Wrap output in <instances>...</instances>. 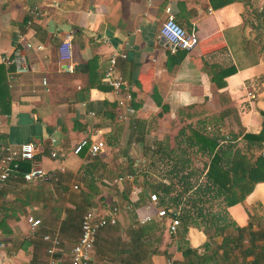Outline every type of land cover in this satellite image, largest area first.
<instances>
[{
  "label": "crops",
  "instance_id": "1",
  "mask_svg": "<svg viewBox=\"0 0 264 264\" xmlns=\"http://www.w3.org/2000/svg\"><path fill=\"white\" fill-rule=\"evenodd\" d=\"M167 8L199 38L170 69L168 56L176 48L159 34ZM66 39L72 45L68 62L58 52ZM27 42L34 46L27 47ZM37 44L40 50L34 48ZM16 47L28 72L15 73L3 61ZM116 53L125 54L117 58L116 71L131 96L126 103L134 109L125 119L119 104L124 95L103 80ZM224 70L229 72L221 77L218 73ZM263 121L264 0H0V171L4 148L32 142L34 159L19 161L18 169L24 164L27 172L36 165L48 173L46 179L33 181L15 174L1 190L0 264H47V234L60 235L62 245L54 257L68 261L80 226L76 223L73 230L62 225L67 213L56 207L48 180L55 173L84 171V164L94 162L87 147L73 152L79 142L100 138L110 152L122 150L121 159L138 164L145 160L125 153L131 144L146 141L153 148L150 157L162 163V181L167 183L196 171L192 161L197 156L208 162L209 157L189 149L192 129L227 131L226 137L237 133L242 150V136L258 133ZM160 148L163 152L157 153ZM54 151L57 157L51 155ZM98 166L105 168L103 163ZM253 167L258 180L252 191L225 212L247 234L248 227L258 231L255 252L258 264H264L259 251L264 246V162ZM200 177L198 182H203L204 172ZM134 187L140 190L137 195L131 194ZM144 190L132 184L130 196L123 193L124 204L131 202L135 212H146L149 197L144 199ZM29 216L41 220L35 231ZM184 239L166 246L167 253L152 255L149 264H163L167 258L190 264L183 250L200 249L206 234L191 226Z\"/></svg>",
  "mask_w": 264,
  "mask_h": 264
},
{
  "label": "trees",
  "instance_id": "2",
  "mask_svg": "<svg viewBox=\"0 0 264 264\" xmlns=\"http://www.w3.org/2000/svg\"><path fill=\"white\" fill-rule=\"evenodd\" d=\"M219 4L222 5L223 3ZM186 54L187 50L180 48H176L174 53H169L168 69L180 63ZM10 68L13 69V66H10ZM228 72L224 70L218 74L222 77ZM237 137V133H232V136L226 137L221 131L217 130L210 132L205 128L192 129L187 137L189 149L201 152L203 156L209 157L208 162H203L201 170V172H204L205 180L195 185L192 178L195 176L196 171L188 172L183 175L181 181L178 180V182H181L182 188L175 193H173L175 189L173 187L174 183L171 181L167 183L159 181L155 184H148L150 191L158 195L157 205L166 207L168 210L173 209L169 212L170 216H172L176 208H180L182 241L185 240L184 235L191 226L202 228L207 234V239L200 249L186 247L183 250V255L189 259L190 264H210L209 261L214 260L213 255L215 254V250L211 246V238L224 234L229 227L239 231L238 235L224 236L221 242L216 245V249H222V255L225 256L223 258L229 260V251L239 248L241 245L243 231H246V228L238 227L234 221L229 220L225 208L241 202L252 191L254 184L258 180V175L253 173L255 170L253 166L260 161L264 162V158L258 155V151L264 146V121L258 133H245L242 136L244 141L242 150L237 147ZM156 152L162 153L163 150L160 148ZM23 165L19 169L12 171L9 178L15 174H20V177L22 176L23 178V174L26 171V167ZM90 166L94 165L90 163ZM175 167L176 165L174 164L172 169ZM236 167L243 170L239 172ZM130 170L131 174L135 175H139L142 172L133 164H131ZM144 175L146 176L147 174ZM211 199L218 200L219 210L211 211L208 209L209 207H205V204L210 202ZM135 205L139 204L135 203ZM154 213L153 209L152 214ZM75 216L69 210L66 218L62 220V225L73 227L72 229L75 230L76 223H79V218ZM156 219L153 217L152 220L143 224L136 220L129 231L130 239L128 243L124 247H122L123 244H120V249H114V252L104 249V254L106 256L112 255L111 253L116 254L122 264H144L145 261H149L151 255L159 253L158 244L154 247H152V244L162 240V237H159L160 233L154 239H151L150 235L157 232L156 230L161 232L164 226L160 222L165 223L166 220V218L159 217ZM248 229L250 244L242 250L243 257L241 256L242 259H240L239 264H258V254L255 252L258 246L255 241L258 240L259 234H257L258 231H251L250 227ZM210 230H213V233ZM210 251L212 253H209ZM259 251L264 256V246H261ZM163 253H167L166 250ZM122 254H125V257L121 258ZM251 254L254 258L247 261L245 257ZM234 261L232 260V262ZM222 263L219 261V263L215 262L214 264Z\"/></svg>",
  "mask_w": 264,
  "mask_h": 264
},
{
  "label": "rangeland",
  "instance_id": "3",
  "mask_svg": "<svg viewBox=\"0 0 264 264\" xmlns=\"http://www.w3.org/2000/svg\"><path fill=\"white\" fill-rule=\"evenodd\" d=\"M221 132L222 134H228L227 131ZM123 144L125 145V140H123ZM131 147L132 148L130 150L127 149L125 155H129L130 153H128V151H130L134 157H140L142 160H145V162L141 161L138 164H133L138 167L140 171H142L139 175H132L130 170L131 163L127 162L126 159L120 158L124 155V153L122 154V150H118L120 152H110L108 148L103 147L97 156L90 157V161L94 162H87L83 165L85 168L84 171H80L76 174H71L67 171L55 173L54 179L48 180L51 190L55 193V196L53 195L52 197L55 205H57L56 207H58V209L62 212L63 209H65L66 213L70 210L74 216L76 215L75 217H79V226L81 217L88 208H106L111 206L120 207L121 214L117 224L105 227L97 236L96 254L98 264H122L119 261V256L114 253H111L112 255L110 256H106L104 254V249L109 251L120 249V244H123L122 247H124L130 239L129 231L137 220L135 208L131 205V202L127 205L124 204L126 201L123 196L124 191L127 192L129 197L132 184L139 187H145L143 196L144 199H146L149 194L152 193L148 184H155L162 181L163 165L159 162V158H157V156H155V159L150 157V153L153 150V148L150 147V143L148 145L146 141H142V143L139 144H131ZM197 158L198 160L196 162L194 160L192 161V165L196 168V174L193 177L195 185L199 183L198 179H202L200 176H202L201 170L204 162V159H200L198 156ZM131 159L134 160L133 158ZM120 160L122 162H120ZM90 163L94 166H90ZM101 163L105 164V168H103V166L96 167ZM92 167L96 168L92 169ZM101 168H103V170ZM144 174L147 175L145 176ZM120 176L123 177L122 180H118ZM171 182L174 183L173 187L175 188L173 193L181 190L182 185L181 182H178V178L172 180ZM159 207L160 206L157 205L156 208ZM205 207H209L208 209L211 211L220 209L218 200L214 199H211L210 202L206 203ZM153 215L154 219H156V215ZM156 220L160 221L158 219ZM160 224L164 226L161 232L160 230H156L157 232L151 234L150 237L151 239H154L157 237L158 233H160L159 237L161 236L162 240L158 243L152 244V247L158 244L159 253L163 254L164 250L168 251V249H165L166 246L179 243L182 236V230L180 227L179 231L172 235L167 232L166 222L163 223L161 221ZM198 229L201 230L202 228ZM210 232L213 233V230H210ZM238 233L239 231L233 227H229L226 229L224 234L211 238L210 242L213 250H215V254L213 255L214 260L209 261L210 264H214L215 262L219 263V261H221V263L225 262L222 264L240 263L239 261L242 256V250L250 244L247 231H243V238L239 248H234L229 251V260L223 258L225 256L222 255V249H216V245L221 242L224 236H237ZM174 250L175 248L172 249V251ZM209 253H212V251ZM123 257H125V254H122L121 258ZM232 260L235 261L232 262ZM144 264H149V261H145Z\"/></svg>",
  "mask_w": 264,
  "mask_h": 264
},
{
  "label": "built area",
  "instance_id": "4",
  "mask_svg": "<svg viewBox=\"0 0 264 264\" xmlns=\"http://www.w3.org/2000/svg\"><path fill=\"white\" fill-rule=\"evenodd\" d=\"M168 17L161 24L159 34L161 38L170 43L173 48L185 49L187 51L195 48L199 43V38L197 34L193 31H187L171 13V10L167 8ZM38 13L37 8H34V14ZM34 15V16H35ZM37 16V15H36ZM30 22V21H29ZM19 35L18 38H21ZM27 47H33L34 45L30 42L26 43ZM38 50L42 48L41 44H37L34 47ZM59 58L62 61L68 62L72 59V45L70 39L64 40L58 47ZM118 57H125L124 53H116L110 57L109 64L104 72L103 80L108 83L116 93H122L124 99H120L119 104L124 107L125 114L121 116L125 119L127 115L134 112L133 107H131L126 102L131 99L130 93L127 92V87L122 76L116 71V62ZM3 61L8 65H13L15 73H25L29 71L26 65L24 56L20 53L18 47L14 51L4 57ZM70 69V66L65 68ZM44 83H46L44 79ZM247 96L251 99L254 98L252 92H247ZM91 141L83 140L79 142L73 149L75 154H78L84 147H87L91 156H97L103 149L105 143L100 138H91ZM36 152V147L34 143L28 142L20 144L16 147L7 146L4 148V153L2 154L1 171H0V192L5 186L8 178L10 177L12 171L18 169V163L21 160H33ZM261 156L264 158V146L262 147ZM53 157H57V152H52ZM48 173L40 166L34 165L29 171L23 174V179L26 181H33L35 179H46ZM119 177L118 180H122ZM140 190L137 187L133 188L132 194L137 195ZM157 193H150L149 195V205L147 206V211H136L137 220L140 224L146 223L153 219L154 215L152 210L154 209L155 215L159 218H166V229L169 234H176L181 227L180 208H176L173 211L172 216L169 212L173 209H166V207H157L158 204ZM146 208V207H145ZM121 210L118 206H111L106 208H88L81 217L80 222V234L75 240V242L69 248L68 261L63 259H57L54 257L55 253L60 249L62 245V238L57 234H47L43 236L49 245L46 247V252L50 255V259L47 264H98L96 257L95 247L97 236L99 232L107 227L116 225L120 217ZM27 221L30 225L31 231H35L41 224L39 218H34L29 216ZM163 264H175L172 258H167Z\"/></svg>",
  "mask_w": 264,
  "mask_h": 264
}]
</instances>
